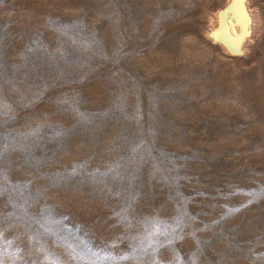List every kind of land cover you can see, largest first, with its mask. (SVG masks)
I'll use <instances>...</instances> for the list:
<instances>
[{
  "label": "rangeland",
  "instance_id": "374dc122",
  "mask_svg": "<svg viewBox=\"0 0 264 264\" xmlns=\"http://www.w3.org/2000/svg\"><path fill=\"white\" fill-rule=\"evenodd\" d=\"M223 2L0 0V264H264V0L238 55Z\"/></svg>",
  "mask_w": 264,
  "mask_h": 264
},
{
  "label": "bare ground",
  "instance_id": "6f19581e",
  "mask_svg": "<svg viewBox=\"0 0 264 264\" xmlns=\"http://www.w3.org/2000/svg\"><path fill=\"white\" fill-rule=\"evenodd\" d=\"M252 19L248 0H224L210 14L205 37L217 44L224 54L236 55L237 51H245V44L251 34Z\"/></svg>",
  "mask_w": 264,
  "mask_h": 264
},
{
  "label": "water",
  "instance_id": "95a60500",
  "mask_svg": "<svg viewBox=\"0 0 264 264\" xmlns=\"http://www.w3.org/2000/svg\"><path fill=\"white\" fill-rule=\"evenodd\" d=\"M235 42H236V41H235ZM241 53H242L241 51H237V52H236V55L241 54Z\"/></svg>",
  "mask_w": 264,
  "mask_h": 264
}]
</instances>
